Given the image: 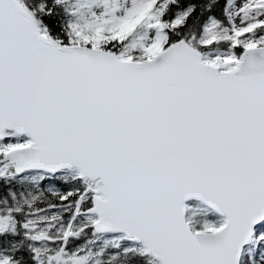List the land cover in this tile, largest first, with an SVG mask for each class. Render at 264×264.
<instances>
[{
    "label": "snow or ice",
    "instance_id": "obj_1",
    "mask_svg": "<svg viewBox=\"0 0 264 264\" xmlns=\"http://www.w3.org/2000/svg\"><path fill=\"white\" fill-rule=\"evenodd\" d=\"M0 264H264V0H0Z\"/></svg>",
    "mask_w": 264,
    "mask_h": 264
}]
</instances>
